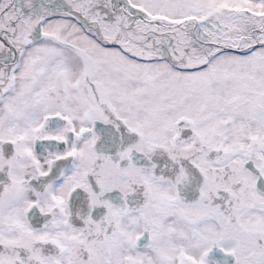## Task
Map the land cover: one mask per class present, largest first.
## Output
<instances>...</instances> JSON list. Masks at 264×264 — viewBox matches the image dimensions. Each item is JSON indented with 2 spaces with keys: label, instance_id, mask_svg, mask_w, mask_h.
<instances>
[{
  "label": "snow or ice",
  "instance_id": "6c2138e0",
  "mask_svg": "<svg viewBox=\"0 0 264 264\" xmlns=\"http://www.w3.org/2000/svg\"><path fill=\"white\" fill-rule=\"evenodd\" d=\"M0 264H264V0H0Z\"/></svg>",
  "mask_w": 264,
  "mask_h": 264
}]
</instances>
